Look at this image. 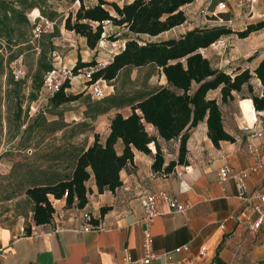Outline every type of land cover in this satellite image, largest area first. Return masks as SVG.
Wrapping results in <instances>:
<instances>
[{"label":"crops","instance_id":"1","mask_svg":"<svg viewBox=\"0 0 264 264\" xmlns=\"http://www.w3.org/2000/svg\"><path fill=\"white\" fill-rule=\"evenodd\" d=\"M12 14L24 16L19 6L0 0V20L8 21ZM6 26L1 27L6 29ZM77 36L91 52L97 50L90 49L86 39ZM53 52L56 55L53 57L56 62L54 67H61L63 61L60 54L56 50ZM222 111L225 128L234 136V142L222 141L217 147L208 136L206 122H202L191 130L187 144L188 164L177 165L170 173L153 169L156 153L153 143L154 146L150 145L151 154L135 149L134 163L121 171L122 185L115 191L99 193L94 176L88 182L92 193L83 210L91 211L94 222H100L102 229L82 230L83 221L78 210L70 212L65 208L64 199L59 202L58 208L65 217H54L47 224L37 225L33 220V204L27 222L23 218V223L16 229L0 226V264H119L126 251L134 259L145 255L143 243L146 231L152 234V250L157 254L150 264H264V220L258 231L249 229V224L258 217L254 205L258 203L257 195L264 186L263 171L252 172L247 178L249 200L239 196L232 176L226 181L219 177V169L226 164L234 171L255 164L257 159L249 149L250 144L258 148L264 164L263 139L252 137L251 131L245 129V118L249 115L242 112L241 121L238 114L228 117ZM255 114V118L262 120L256 128L264 130V111L256 110ZM110 122L105 137L96 131L102 140L109 134ZM154 131L151 134L158 135ZM159 142L164 166L178 159V139L166 141L159 138ZM118 145L121 152L122 142L119 141ZM160 192L185 203L187 210L170 213L169 206L160 201L157 213L148 221L141 198L148 193ZM104 206L109 209L102 214ZM184 245L189 249L182 252L175 250ZM203 246L206 250L201 254Z\"/></svg>","mask_w":264,"mask_h":264},{"label":"rangeland","instance_id":"2","mask_svg":"<svg viewBox=\"0 0 264 264\" xmlns=\"http://www.w3.org/2000/svg\"><path fill=\"white\" fill-rule=\"evenodd\" d=\"M7 1L19 6L24 13L23 17L12 14L6 29L0 26L3 35L0 37V226L16 229L23 223V218L27 222L33 206L26 194L27 189L36 184H48L70 177L75 159L93 141L96 131L105 137L108 123L117 112L124 115L131 113L128 105L97 113L108 104L107 97L115 95L118 99L137 100L164 85L166 79L154 65L127 67L115 80L102 83L107 96L97 99L82 70L71 79V85L66 89L67 93L79 97L54 107L50 104V93L43 89V85L38 88L47 74L39 68L40 61H51L54 67L53 51L56 50L62 58V67H74L78 58L96 61L100 66L108 63V58L122 49L126 37L120 29L105 23L107 34L103 35L97 50L91 52L77 35L65 31L62 15L75 12L79 7L78 2L70 5L68 1L57 0ZM96 1L86 0V4L93 5ZM117 1L123 5L130 0ZM257 1L253 5L240 3L239 0H196L184 7L188 16L186 23L153 38L144 36L141 42L177 37L195 26L224 25L235 31L244 30L248 24L264 20V16H260L264 14V0ZM36 5L43 7L44 15ZM40 15L54 21V25L36 37L33 21ZM48 15L55 16V19L51 20ZM36 22L44 25L45 20L39 17ZM57 28L59 31H56ZM109 34L118 39H108ZM220 40L222 42L216 46L203 49L204 55L215 67L228 73L250 69L254 75L252 85L259 93L263 84H260L255 69L264 60V28L244 38L233 33ZM15 61L20 62L26 71L23 78L16 79L11 72V65ZM33 95H37L36 99H33ZM246 95L242 97L236 94L235 100L221 103L228 117H234L236 113L243 121L242 112L250 116V95L247 91ZM209 96L219 98V91H212ZM147 128L150 133L155 132L151 126ZM117 149L120 150L119 145ZM65 208L72 213L77 210L66 205Z\"/></svg>","mask_w":264,"mask_h":264},{"label":"trees","instance_id":"3","mask_svg":"<svg viewBox=\"0 0 264 264\" xmlns=\"http://www.w3.org/2000/svg\"><path fill=\"white\" fill-rule=\"evenodd\" d=\"M58 1H68L70 5L79 3L75 12L63 13L64 27L84 37L90 49L97 48L103 35L107 34L105 23L120 29L126 37L122 49L103 66L96 61L78 58L73 67L75 76L80 69L95 67L89 84L99 79L111 82L124 68L154 65L164 75L166 83L137 100L118 99L115 95L107 97L108 104L97 113L127 105L131 107V113L117 112L111 118L110 131L104 140L98 133L94 135L93 143L78 154L70 177L27 189L26 194L34 204L33 220L37 225L47 224L53 219L56 209L51 202L52 197L65 198L68 207L84 209L92 193L88 186L92 176L99 193L115 191L122 185L121 171L134 163L135 149L151 154L150 145H155L153 169L170 173L177 165L188 164L187 144L191 130L202 122H206L208 136L217 147L222 141L234 142V136L225 128L221 103L235 100L236 94L246 97L247 91L250 95V116L256 110L264 111V92L263 95L255 92L252 85L254 75L250 69L228 73L215 67L202 52L226 35L237 33L244 38L263 29L264 20L250 23L241 31L224 25L195 26L177 37L141 42L144 36L153 38L186 23L188 16L184 7L195 0H131L123 5L108 0H97L93 5H87L86 0ZM36 7L44 15L43 7ZM48 16L51 20L55 18ZM3 25H7V19L0 20V26ZM108 39L115 41L118 38L109 34ZM39 68L47 73L54 69L51 61H40ZM255 74L264 86V60L256 67ZM70 82L71 79H67L50 97L52 106L58 107L79 97L66 92ZM42 85L41 79L38 88ZM212 91H219V98L210 97ZM36 97L33 95V99ZM147 126L153 127L158 135L151 134ZM159 138L179 140L178 159L167 166H164ZM119 141L122 142L121 152L117 149ZM108 209V206L102 207V214Z\"/></svg>","mask_w":264,"mask_h":264},{"label":"built area","instance_id":"4","mask_svg":"<svg viewBox=\"0 0 264 264\" xmlns=\"http://www.w3.org/2000/svg\"><path fill=\"white\" fill-rule=\"evenodd\" d=\"M239 1H240V3H242V2L252 3L253 5H254V3L257 2V0H239ZM39 17L42 18L43 20H45L44 25L38 24L36 22V19ZM39 17H35L34 21H33V23H34L33 32L35 33L36 37H38L42 33H44L46 31V28H49L51 26L53 27V25H54L53 21L45 19L41 15ZM221 42H222V40H218L217 42L213 43L212 46H216L217 43H221ZM54 57H56V55H54ZM57 57H59V56L57 55ZM105 64H107V63L104 62L102 64V66ZM82 70H84L86 80L90 81L91 76H92L93 72L96 70V68L95 67H85L83 69H80V72H82ZM11 72L16 79L23 78L25 76V73H26L23 65L18 61H15L12 63ZM73 77H75L73 67H68V66L54 67L53 70L49 71L45 75L44 83H43V89L46 90L48 93H50V95L52 96L60 89L61 85L67 79H72ZM103 82H105V80L99 79V80H96L95 82L90 84L92 94L97 99H103L107 96V93L105 92L104 86L102 84ZM260 84L262 85L261 82H260ZM263 92H264V86L262 85L260 95H263ZM261 121L259 118H255V121L252 124L247 121V122H245V124H246L245 129L251 131L252 137L262 138L263 139L262 143L264 146V130H262V129L259 130L256 128V124L258 122H261ZM249 149L251 150V152L253 154L256 155L257 160H256L254 165H252L251 167H249L247 169L241 170V171H234L232 169V167L228 164L222 166L219 169V177L222 181L228 180L231 176L235 179L238 194L244 200H249L250 189H249L248 184H247L248 176L252 172H256L258 170H262L264 173V164L260 160L258 148L255 145L250 144ZM257 198H258V203L254 205V209L258 213V217L252 223L249 224V229L252 231H258L261 224L263 223V220H264V186H263L262 190L259 191ZM63 199L65 200V198H63ZM61 200L62 199H54L53 197L51 198V202L56 209V211L53 215V218L54 217H58V218L65 217L63 214H61L59 212V208H58V203ZM160 201L166 203L169 206L170 213L185 212L188 208L185 203L178 201L175 197H173L172 195H170L166 192H160L158 194L148 193L141 198V203H142V205L144 207V211H145V219H147L148 221H151L153 219L154 215L157 213V208H158V204ZM65 205H66V203H65ZM73 209L78 210L79 217L83 221L82 230L90 231V230L102 229V225L100 224V222L99 223L94 222L95 218H94V215L91 211H86V210L79 209L76 207H73ZM221 226L223 227L224 224L222 223ZM152 240H153L152 234L150 233V231H146L145 240L143 243L144 249L146 251L145 255L141 258L134 259L126 251L124 254L122 262L119 264H150L157 257V254L152 250ZM188 249H189V247L187 245H184L181 247H177L175 250L177 252H182V251H185ZM205 250H206V247L203 246L201 248L200 253L203 254ZM2 255L5 256V254H2Z\"/></svg>","mask_w":264,"mask_h":264},{"label":"bare ground","instance_id":"5","mask_svg":"<svg viewBox=\"0 0 264 264\" xmlns=\"http://www.w3.org/2000/svg\"><path fill=\"white\" fill-rule=\"evenodd\" d=\"M254 119H255V113L252 115V117L249 116L245 118V120L251 124L254 122Z\"/></svg>","mask_w":264,"mask_h":264}]
</instances>
